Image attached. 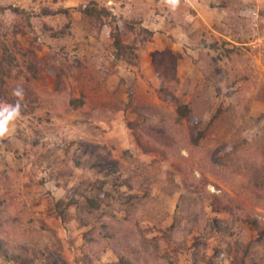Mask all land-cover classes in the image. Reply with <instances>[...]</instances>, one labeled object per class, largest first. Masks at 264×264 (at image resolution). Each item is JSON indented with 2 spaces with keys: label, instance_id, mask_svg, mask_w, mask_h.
Listing matches in <instances>:
<instances>
[{
  "label": "rangeland",
  "instance_id": "rangeland-1",
  "mask_svg": "<svg viewBox=\"0 0 264 264\" xmlns=\"http://www.w3.org/2000/svg\"><path fill=\"white\" fill-rule=\"evenodd\" d=\"M17 103L9 264H264V0H0V109Z\"/></svg>",
  "mask_w": 264,
  "mask_h": 264
},
{
  "label": "trees",
  "instance_id": "trees-1",
  "mask_svg": "<svg viewBox=\"0 0 264 264\" xmlns=\"http://www.w3.org/2000/svg\"><path fill=\"white\" fill-rule=\"evenodd\" d=\"M91 3H93L91 6L87 5V6L83 7L82 9H80L87 16L95 18V17L100 16L101 13H104L105 11H107V10H105L103 8L96 7V5L94 4L95 2H91ZM11 10L18 11V8H11ZM50 12H51V10H46L45 13H50ZM112 38H113V46L118 51L125 52V51H129V49L132 48V46H129V45H127V44H125V43H123L121 41L120 36H119V34L117 32L112 34ZM180 110L182 111L181 114L183 115V117H186V115L188 113L187 106L186 105H182L180 107ZM193 141H194L195 144L199 143V140L196 137H195V139ZM72 160H73V162H74V164L76 166L82 167V168H92V167H94L96 165V162H92V160L90 158L85 160L78 154H74L73 157H72ZM100 171H101V173H104V174L105 173L107 174L109 172V171H102V170H100ZM87 201L92 203L94 201V199L93 198H88ZM97 206L98 205H96L95 208ZM8 262H10L9 258L2 251H0V264H9Z\"/></svg>",
  "mask_w": 264,
  "mask_h": 264
},
{
  "label": "clouds",
  "instance_id": "clouds-1",
  "mask_svg": "<svg viewBox=\"0 0 264 264\" xmlns=\"http://www.w3.org/2000/svg\"><path fill=\"white\" fill-rule=\"evenodd\" d=\"M168 4H170L173 8H175L179 4V0H166ZM14 95L20 96L22 98L23 91L22 89H17L14 92ZM20 113V104L17 103L15 107H3L0 109V137H3L8 132V122L15 117H17Z\"/></svg>",
  "mask_w": 264,
  "mask_h": 264
}]
</instances>
